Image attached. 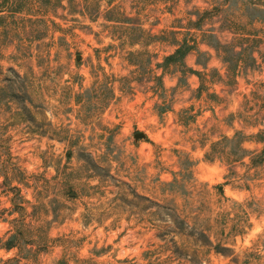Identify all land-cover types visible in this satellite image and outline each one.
Segmentation results:
<instances>
[{
  "label": "rangeland",
  "instance_id": "obj_1",
  "mask_svg": "<svg viewBox=\"0 0 264 264\" xmlns=\"http://www.w3.org/2000/svg\"><path fill=\"white\" fill-rule=\"evenodd\" d=\"M0 264H264V0H0Z\"/></svg>",
  "mask_w": 264,
  "mask_h": 264
},
{
  "label": "water",
  "instance_id": "obj_2",
  "mask_svg": "<svg viewBox=\"0 0 264 264\" xmlns=\"http://www.w3.org/2000/svg\"><path fill=\"white\" fill-rule=\"evenodd\" d=\"M142 135L141 134H137V137H141Z\"/></svg>",
  "mask_w": 264,
  "mask_h": 264
}]
</instances>
